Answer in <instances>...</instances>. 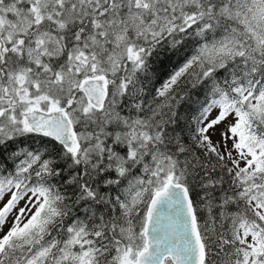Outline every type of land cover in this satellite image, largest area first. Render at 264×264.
<instances>
[{
    "label": "snow or ice",
    "instance_id": "1",
    "mask_svg": "<svg viewBox=\"0 0 264 264\" xmlns=\"http://www.w3.org/2000/svg\"><path fill=\"white\" fill-rule=\"evenodd\" d=\"M0 264H264V0H0Z\"/></svg>",
    "mask_w": 264,
    "mask_h": 264
}]
</instances>
